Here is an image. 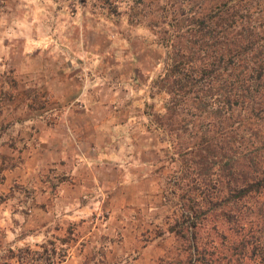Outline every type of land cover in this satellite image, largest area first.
Returning a JSON list of instances; mask_svg holds the SVG:
<instances>
[{"label":"rangeland","instance_id":"obj_1","mask_svg":"<svg viewBox=\"0 0 264 264\" xmlns=\"http://www.w3.org/2000/svg\"><path fill=\"white\" fill-rule=\"evenodd\" d=\"M162 7L158 0H0V184L5 170L26 161L39 183L11 182L0 205L12 200L29 218L41 199L35 192L44 190L54 221L46 241L6 246L0 264H20L18 248L32 264L61 253L60 264H160L175 252L166 220L176 210L169 191L177 157L147 130L144 105L163 71L164 50L153 42L162 25L148 27L163 20ZM60 184L72 185L70 194L80 184L66 205ZM64 209L68 223L60 220Z\"/></svg>","mask_w":264,"mask_h":264},{"label":"trees","instance_id":"obj_2","mask_svg":"<svg viewBox=\"0 0 264 264\" xmlns=\"http://www.w3.org/2000/svg\"><path fill=\"white\" fill-rule=\"evenodd\" d=\"M158 4L163 20L148 27L162 25L153 42L165 57L147 130L178 162L166 220L178 246L160 264H264V0Z\"/></svg>","mask_w":264,"mask_h":264},{"label":"crops","instance_id":"obj_3","mask_svg":"<svg viewBox=\"0 0 264 264\" xmlns=\"http://www.w3.org/2000/svg\"><path fill=\"white\" fill-rule=\"evenodd\" d=\"M24 164L26 165L15 167L14 169H9L7 171L5 170L3 172L4 181L0 184V191H4L6 188H9L11 182H17L35 188L39 185L37 181L34 182L31 180L34 175L33 173H35L37 169L33 164H31V167L29 168L28 161ZM79 185L80 184L73 185V188L76 190L75 194H70V188L72 185H59V190H61L60 193H65L62 196L64 205L72 201L73 198L80 192V188L78 187ZM35 194H39L41 199L37 200L36 204H34L32 214L29 215V218H25L26 215L22 213L21 209L11 208L13 205L12 200H8V202L0 205V252L6 246L11 250H13L15 246L19 247L21 245L30 249L31 245H29L28 242H34V245L36 246L38 241H46L48 239V235H50V232L52 231V223H54V221H52L53 214L51 213L53 211L52 201L51 199H48V201L46 200L48 192H45L44 190L38 189ZM66 209L59 212L61 223H68V218L72 217L70 213L66 212ZM77 211H80V209ZM49 213H51V215ZM14 218H17L18 221H14ZM32 228L33 232L31 231L29 235L22 236L19 232V229L31 230ZM59 229L62 230L60 227ZM19 250L20 248H18V251ZM9 264H12V262L9 261ZM20 264L32 263H30V260L27 259L20 262ZM49 264H51V260Z\"/></svg>","mask_w":264,"mask_h":264}]
</instances>
